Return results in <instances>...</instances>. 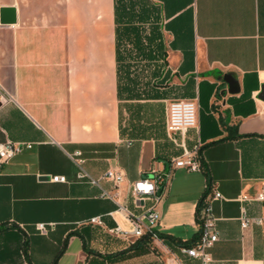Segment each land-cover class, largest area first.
Segmentation results:
<instances>
[{
  "label": "crops",
  "instance_id": "1",
  "mask_svg": "<svg viewBox=\"0 0 264 264\" xmlns=\"http://www.w3.org/2000/svg\"><path fill=\"white\" fill-rule=\"evenodd\" d=\"M143 6L139 20L140 5L118 11L116 0H0V143L31 144L0 169V264H200L179 245L199 231L206 182L222 195L209 264H264V221L241 229L236 199L264 192V0ZM4 8L13 22H1ZM182 98L197 101L198 124L175 142L166 106ZM184 148L202 170H173L158 205L164 241L127 250L137 239L110 229L132 228L121 206L147 205L129 182ZM76 158L97 185L76 177ZM110 168L124 181L102 179ZM245 205L264 212V201Z\"/></svg>",
  "mask_w": 264,
  "mask_h": 264
},
{
  "label": "built area",
  "instance_id": "2",
  "mask_svg": "<svg viewBox=\"0 0 264 264\" xmlns=\"http://www.w3.org/2000/svg\"><path fill=\"white\" fill-rule=\"evenodd\" d=\"M198 124V104L195 99H173L168 102L165 113V130L170 139L176 142L173 134L180 132L183 134L190 128L197 127ZM30 143H20L5 141L0 143V169L2 165L19 153L23 148H30ZM78 156L79 153H76ZM81 158H76L75 162L78 166L76 177L84 179L92 185H97L98 179L91 177L81 166ZM175 168H184L187 171H201L202 165L197 159L195 152L184 148L181 156L175 158L167 170L156 171L151 176H141L136 180L129 182L130 191L134 201L142 205L147 202V205L141 212H134L126 207L121 206L125 217L130 221L132 228L129 231L116 226L110 231L120 234L126 238L138 239L143 235H149L153 240H161L157 225L159 221L158 205L162 200L164 191L171 178ZM102 179L121 183L125 176L123 171L119 169H107L102 175ZM52 181L64 182V175H54L49 177ZM206 194L200 202L197 220L199 225V235L191 245H180V252L198 259L200 264H209L212 261L210 248L215 241L218 240V231L215 225V218L212 213V200L222 198L221 193L212 187L208 182L205 185ZM106 195L107 193H102ZM241 202L240 213L237 217L240 228L247 229L252 226H260L264 221V212L251 215L248 213L246 202L249 201H264V192L260 191L254 196L239 195L236 198ZM91 222H100L97 218H92ZM36 228L44 232L45 226L43 223H37Z\"/></svg>",
  "mask_w": 264,
  "mask_h": 264
},
{
  "label": "trees",
  "instance_id": "3",
  "mask_svg": "<svg viewBox=\"0 0 264 264\" xmlns=\"http://www.w3.org/2000/svg\"><path fill=\"white\" fill-rule=\"evenodd\" d=\"M148 2H150V1L149 0H116V10L118 9V11L119 10L124 11L126 4L133 5V6L134 5H140L139 11H138V13L136 15H137V18L139 20H141V19H144V17L148 14L147 13V9L143 6L144 4H146ZM120 14H122L123 16H126V18H130V19L134 18V16H135L134 11H132V12L131 11L120 12ZM120 133L123 135V131L120 130ZM205 194H206V189H204L203 194L199 198V205H198L197 211H196L197 215H198V210H199V207H200V202L204 198ZM198 235H199V231L189 241L182 242L180 245H191L197 239ZM159 237L164 241L163 234L159 233ZM150 239H151V237L149 235H143L139 239H137L134 242H132L127 247V250L138 247L139 244L142 243V242H145V243L149 242ZM55 258H57V256Z\"/></svg>",
  "mask_w": 264,
  "mask_h": 264
},
{
  "label": "water",
  "instance_id": "4",
  "mask_svg": "<svg viewBox=\"0 0 264 264\" xmlns=\"http://www.w3.org/2000/svg\"><path fill=\"white\" fill-rule=\"evenodd\" d=\"M14 21V9L4 8L1 10V22H13ZM227 80L230 76L226 75ZM258 98L264 100V84L260 87V92L258 93Z\"/></svg>",
  "mask_w": 264,
  "mask_h": 264
},
{
  "label": "rangeland",
  "instance_id": "5",
  "mask_svg": "<svg viewBox=\"0 0 264 264\" xmlns=\"http://www.w3.org/2000/svg\"><path fill=\"white\" fill-rule=\"evenodd\" d=\"M150 2H154V0H149ZM125 117H127L125 114H122L121 123L122 125L125 124Z\"/></svg>",
  "mask_w": 264,
  "mask_h": 264
}]
</instances>
